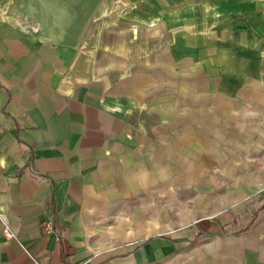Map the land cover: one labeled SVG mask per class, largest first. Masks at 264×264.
<instances>
[{
	"label": "crops",
	"instance_id": "0c3cea01",
	"mask_svg": "<svg viewBox=\"0 0 264 264\" xmlns=\"http://www.w3.org/2000/svg\"><path fill=\"white\" fill-rule=\"evenodd\" d=\"M32 6L0 21V264H264V0Z\"/></svg>",
	"mask_w": 264,
	"mask_h": 264
},
{
	"label": "rangeland",
	"instance_id": "374dc122",
	"mask_svg": "<svg viewBox=\"0 0 264 264\" xmlns=\"http://www.w3.org/2000/svg\"><path fill=\"white\" fill-rule=\"evenodd\" d=\"M41 1L43 0H0V21L5 24L6 23L12 24L20 30L37 29V25H40L38 13L37 12H35L34 14L31 13L34 10H31L30 7H33L32 4L36 5V3L41 2ZM22 10L25 14L19 13V11H22ZM27 12H30V15H28ZM257 170L258 169H255V171ZM237 179L245 180L244 178H237ZM237 179H234V180H237ZM262 181H264L263 178L260 179V182ZM239 182H244V181L239 180ZM240 196H242L241 198L244 199L246 196H249V195L240 194ZM222 197H223L222 212L224 214V217H226L230 214L229 208L232 202L234 204L236 203L237 197H232L234 200L231 199V197L227 198L226 195H222ZM224 217L222 218L224 220L223 222H227L228 220L225 219Z\"/></svg>",
	"mask_w": 264,
	"mask_h": 264
},
{
	"label": "built area",
	"instance_id": "2783aa9c",
	"mask_svg": "<svg viewBox=\"0 0 264 264\" xmlns=\"http://www.w3.org/2000/svg\"><path fill=\"white\" fill-rule=\"evenodd\" d=\"M3 232H4L6 237H11L12 236V233L9 231L8 225L6 224V221H5Z\"/></svg>",
	"mask_w": 264,
	"mask_h": 264
}]
</instances>
